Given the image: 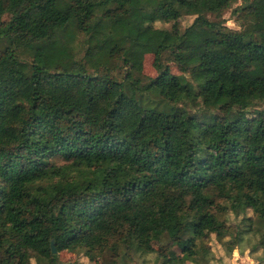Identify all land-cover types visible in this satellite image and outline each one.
<instances>
[{
    "label": "trees",
    "instance_id": "1",
    "mask_svg": "<svg viewBox=\"0 0 264 264\" xmlns=\"http://www.w3.org/2000/svg\"><path fill=\"white\" fill-rule=\"evenodd\" d=\"M263 105L264 0H0V264L264 261Z\"/></svg>",
    "mask_w": 264,
    "mask_h": 264
},
{
    "label": "rangeland",
    "instance_id": "2",
    "mask_svg": "<svg viewBox=\"0 0 264 264\" xmlns=\"http://www.w3.org/2000/svg\"><path fill=\"white\" fill-rule=\"evenodd\" d=\"M242 5V1H239L238 3L234 4L233 8L226 11L224 14V20L227 23V26L233 30H240V26L237 23V16L233 14V10L237 8L238 6ZM13 17L12 12H7L4 15V21L6 23H9ZM211 18H215L211 16ZM194 20V17H187L182 23V26H188L189 24L192 23ZM159 27H166V28H171V25H164V24H158ZM167 65L170 67L171 72L174 73L175 75H182V73L179 71L177 66L171 62H167ZM143 80L145 83H148L151 79H156L158 76V72L154 67V56L153 55H147L145 62H144V71H143ZM120 77L122 75L120 74ZM188 79H191L190 76H187ZM257 109H264V105L261 107H258ZM250 215L252 213L250 212ZM230 223L235 224L238 223V219L235 217L234 214L229 215ZM212 240L209 242L208 246L213 254V261L211 264H259V262L264 263V261H261V252L260 253H252V249H244L242 251L236 250L232 256H229L222 243H220L217 239L216 236L211 237ZM263 244V241L261 242ZM144 246L146 249L151 250L152 252H156L158 249V242L153 241V240H145L144 241ZM173 257L175 259L177 258H182L184 256L183 252L176 251L172 253ZM60 259L61 262L64 264L68 263H74L77 261H80L84 264H104L102 259H97L95 262L91 263L87 258L83 257L81 253H72L66 250H63L60 253ZM150 261L152 262L155 257L154 256H149ZM136 264H145L143 263V260H136ZM35 264V263H34ZM153 264V263H151ZM187 264H192V263H187Z\"/></svg>",
    "mask_w": 264,
    "mask_h": 264
},
{
    "label": "water",
    "instance_id": "3",
    "mask_svg": "<svg viewBox=\"0 0 264 264\" xmlns=\"http://www.w3.org/2000/svg\"><path fill=\"white\" fill-rule=\"evenodd\" d=\"M52 248H53L54 253H56L57 250H56V248H55L54 242H53V244H52Z\"/></svg>",
    "mask_w": 264,
    "mask_h": 264
}]
</instances>
